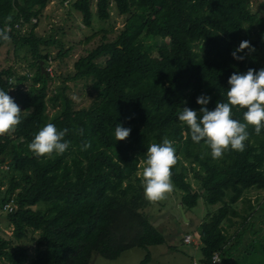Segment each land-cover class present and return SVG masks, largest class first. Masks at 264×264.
I'll return each instance as SVG.
<instances>
[{
	"label": "trees",
	"instance_id": "obj_1",
	"mask_svg": "<svg viewBox=\"0 0 264 264\" xmlns=\"http://www.w3.org/2000/svg\"><path fill=\"white\" fill-rule=\"evenodd\" d=\"M48 2L0 0V28L10 35L0 48L24 49L35 67L25 90L20 88L25 77L13 83L11 69H0V89L9 90L22 111L15 131L0 136V188L5 186L0 206L8 201L13 206L0 218L2 231H9L0 234V264H88L93 254L114 260L124 251L162 244L143 212L149 202L138 172L148 147L164 138L176 149L171 182L180 206L193 208L199 198L219 205L198 226L197 239L204 263L213 252L221 255L226 237L220 224L233 213L231 205L246 189L264 190V129L256 135L249 126L244 151L213 160L203 141L191 140L178 115L183 107L199 112L201 94L211 97L207 108L214 110L217 102H226L234 72L264 67V19L239 0H94L99 20L110 19L112 6L123 24L115 32H93L89 40L97 44L65 72L68 50L54 45L50 34L34 32ZM89 4H68L85 27ZM253 21L259 31L250 43L255 51L245 49L238 53L243 60L233 59L239 30ZM55 46L52 63L58 62L49 75L45 61ZM78 81L89 85L84 106L69 96L67 83ZM244 111L233 108V118L243 122ZM48 123L69 129L64 138L69 148L36 157L27 145ZM117 123L131 129L124 141L115 140ZM80 128L83 136L76 132ZM82 141L91 147L82 151ZM148 260L145 254L139 264Z\"/></svg>",
	"mask_w": 264,
	"mask_h": 264
},
{
	"label": "clouds",
	"instance_id": "obj_2",
	"mask_svg": "<svg viewBox=\"0 0 264 264\" xmlns=\"http://www.w3.org/2000/svg\"><path fill=\"white\" fill-rule=\"evenodd\" d=\"M11 19V16L6 17L5 24ZM0 41H10L7 27L0 28ZM245 49L249 53L255 51L249 41H242L231 53L233 59L243 60L245 57L238 53ZM228 85L226 102H217L214 110L207 108L211 97L201 94L196 100L201 106L199 112L183 107L178 115L181 125L189 129L191 140L196 144L203 141L210 149L213 160L222 159L228 151H244L245 142L249 139V126L254 128L256 135L264 129V67L259 70L249 68L243 74L234 72L228 79ZM8 91L0 89V136L14 132L21 123L22 111ZM233 108L246 109L243 122L233 118ZM130 131V128L117 123L114 132L116 142L124 141ZM68 132L67 128L58 130L55 124L48 123L35 134L27 148L36 157H50L54 153L61 155L69 148V142L64 139ZM76 132L84 135L82 128ZM173 144V141L164 138L162 143H152L147 149L140 180L144 198L149 203L164 200L173 191L172 168L177 164ZM90 147V141H82V151Z\"/></svg>",
	"mask_w": 264,
	"mask_h": 264
},
{
	"label": "rangeland",
	"instance_id": "obj_3",
	"mask_svg": "<svg viewBox=\"0 0 264 264\" xmlns=\"http://www.w3.org/2000/svg\"><path fill=\"white\" fill-rule=\"evenodd\" d=\"M242 7L249 11L256 18L264 19L263 0H239ZM62 0H49L44 12L43 18L36 24L34 32L40 37H46L49 34L54 39V45L61 46L64 50H68V56L63 60L65 66L61 71H71L72 62L81 55H84L88 50L92 49L97 40H89L93 32L104 30L115 32L123 24V17L118 16L113 7H109L110 19L106 21L99 20L94 14V0H90L91 19L90 26L85 27L81 21V15L74 11L71 6L66 8L61 6ZM68 8V9H67ZM259 35L258 28L255 21L250 24H244L238 32L239 44L242 41H249L250 43ZM56 46L48 50L52 57L55 56ZM57 60L52 63L53 68L57 65ZM9 67L12 72L11 81L14 83L20 77H25L26 82L21 83L20 88L26 89L30 85V80L35 73V67L32 63V58L24 49L14 50L9 45H3L0 48V69ZM69 88V96L73 99L77 106H84L88 101L89 85L81 81L75 83H67ZM142 169L138 172L141 174ZM13 175V174H11ZM190 180V177H187ZM201 197L202 193L199 188L192 184ZM4 187L0 188V193L4 191ZM1 195V194H0ZM39 205H37L38 207ZM180 207V209L178 208ZM217 205H207L201 198L196 201L193 208L187 209L181 207L179 203V193L173 189L168 193L164 200L155 204L149 203L143 210L147 216L150 224H152L156 231L164 238L165 243L174 244L177 249H184L179 240L182 237V232L188 230L189 235L195 241L197 239V221H201L206 214H212ZM184 213V214H183ZM193 218V226L183 224L184 217ZM1 218V216H0ZM189 218V219H190ZM1 220V219H0ZM195 225V227H194ZM185 226V227H183ZM189 226V227H188ZM3 227H0V234L3 233ZM25 245V244H24ZM199 245V244H198ZM186 246L191 250L199 251V246ZM31 248L30 246L28 247ZM140 252L139 249H132L127 254L136 255ZM91 264H96L94 260L104 261L100 256L93 254ZM128 256V255H127ZM130 256L131 258H134ZM96 258V259H94ZM120 260V259H119ZM127 262L123 261V264ZM116 264H121L117 261Z\"/></svg>",
	"mask_w": 264,
	"mask_h": 264
},
{
	"label": "crops",
	"instance_id": "obj_4",
	"mask_svg": "<svg viewBox=\"0 0 264 264\" xmlns=\"http://www.w3.org/2000/svg\"><path fill=\"white\" fill-rule=\"evenodd\" d=\"M218 206L217 204L215 209ZM231 210L233 213L220 224L221 231L226 237V243L220 255L221 263L264 264V190L253 188L244 190L240 198L231 205ZM207 215L209 214H206L201 221L196 222V228ZM189 218L184 217L183 224H188L191 227L194 219ZM185 234H189L188 230L182 232V237ZM182 237L179 240L185 246L182 250L177 249L173 243L166 244L162 237L163 243L160 245L148 246L145 249L133 248L140 250L136 255L127 254L131 252L132 249H130L119 254L114 260L94 261H96V264H116L117 261H120L121 264H123V261L127 262L126 264H139L147 254L149 257L147 264H191L192 261L199 264L204 263V258L200 252V244H197L199 251L191 250L186 246L192 247L193 245L183 244ZM93 257H90L88 264H91Z\"/></svg>",
	"mask_w": 264,
	"mask_h": 264
},
{
	"label": "built area",
	"instance_id": "obj_5",
	"mask_svg": "<svg viewBox=\"0 0 264 264\" xmlns=\"http://www.w3.org/2000/svg\"><path fill=\"white\" fill-rule=\"evenodd\" d=\"M72 2V0H63L61 3V6L66 8L68 6V4ZM31 23H35V20H31ZM44 72L51 75L52 74V57L51 55H48L46 57V61H45V67H44ZM12 203L11 201H8L4 204H2L0 206V216L9 213L12 210ZM3 233L7 236H9V231L5 230L3 231ZM182 243L186 244V245H197L199 244L198 241H195L191 238V236L189 234H185L182 237ZM191 264H199L198 262L192 261ZM202 264H222L221 263V257H220V253L219 252H213L208 260L207 263H202Z\"/></svg>",
	"mask_w": 264,
	"mask_h": 264
},
{
	"label": "water",
	"instance_id": "obj_6",
	"mask_svg": "<svg viewBox=\"0 0 264 264\" xmlns=\"http://www.w3.org/2000/svg\"><path fill=\"white\" fill-rule=\"evenodd\" d=\"M180 209V207H178ZM184 220V219H183Z\"/></svg>",
	"mask_w": 264,
	"mask_h": 264
}]
</instances>
